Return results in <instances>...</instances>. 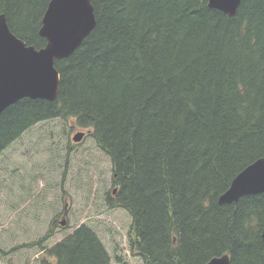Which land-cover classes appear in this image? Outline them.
Listing matches in <instances>:
<instances>
[{"label":"trees","instance_id":"16d2710c","mask_svg":"<svg viewBox=\"0 0 264 264\" xmlns=\"http://www.w3.org/2000/svg\"><path fill=\"white\" fill-rule=\"evenodd\" d=\"M51 0H0L11 32L41 49ZM97 24L55 61L57 99L25 98L0 116V155L37 124L72 120L113 167L110 209L132 219L144 264H264V193L220 205L234 178L264 157V0L234 17L209 0H91ZM57 218L37 242L55 234ZM41 264H111L79 226Z\"/></svg>","mask_w":264,"mask_h":264},{"label":"rangeland","instance_id":"374dc122","mask_svg":"<svg viewBox=\"0 0 264 264\" xmlns=\"http://www.w3.org/2000/svg\"><path fill=\"white\" fill-rule=\"evenodd\" d=\"M78 132L89 133L72 120L40 123L0 155V264H41L45 248L82 225L96 232L111 264H144L130 248L131 217L106 203L112 162L90 136L75 143ZM55 218L44 248L13 250L42 239Z\"/></svg>","mask_w":264,"mask_h":264},{"label":"water","instance_id":"95a60500","mask_svg":"<svg viewBox=\"0 0 264 264\" xmlns=\"http://www.w3.org/2000/svg\"><path fill=\"white\" fill-rule=\"evenodd\" d=\"M242 0H209V6L234 17ZM91 0H51L45 12L40 36L47 44L41 49L28 46L10 30L6 16L0 15V116L18 101L43 99L54 102L59 94L60 74L55 61L71 56L96 27ZM85 132L74 135L80 143ZM264 193V157L258 159L232 181L220 205L237 203L242 197ZM65 225L64 222L61 223ZM264 242V229L262 231ZM207 264H230L229 255Z\"/></svg>","mask_w":264,"mask_h":264},{"label":"flooded vegetation","instance_id":"af4514ba","mask_svg":"<svg viewBox=\"0 0 264 264\" xmlns=\"http://www.w3.org/2000/svg\"><path fill=\"white\" fill-rule=\"evenodd\" d=\"M64 214H66V210H64Z\"/></svg>","mask_w":264,"mask_h":264}]
</instances>
